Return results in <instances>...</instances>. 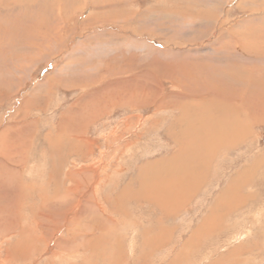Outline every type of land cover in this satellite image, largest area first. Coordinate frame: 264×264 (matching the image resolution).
I'll list each match as a JSON object with an SVG mask.
<instances>
[{
    "label": "rangeland",
    "instance_id": "obj_1",
    "mask_svg": "<svg viewBox=\"0 0 264 264\" xmlns=\"http://www.w3.org/2000/svg\"><path fill=\"white\" fill-rule=\"evenodd\" d=\"M121 1L0 0V135L3 131L6 133L4 142H0V156L12 153L14 149L9 148L12 145L25 148L23 154L27 155L21 158L25 165L21 167L23 175L19 174L20 177H16L12 166L2 162L0 158V218L3 216L5 221V225L0 222V264H173L172 261L181 255L182 245L187 242L192 229L201 224L202 217L217 208L214 207L217 203L213 204L212 201L215 202L217 193L227 186L232 174L242 166L250 171L253 165L254 173L241 179L242 185L246 186L242 189L244 192L235 190L239 192L237 194L244 195V203L239 204L236 211L231 208L226 211L218 229L204 233L194 251L184 256L182 261H174V264H211L213 260L226 259V256L230 255L228 253L238 249L240 244L244 249L239 256L244 262L240 264H264V115L256 118L258 121L251 127L252 133L247 135L244 144H238L219 154L214 162L217 167L210 168V178H206V183L198 188L188 202L172 212H161V204L156 202L155 206L152 204L154 200L145 199L141 192L142 198H131L137 195V184L131 179L142 168V164L160 157L158 149H164L163 145H166L165 153L176 149L171 145L172 138L164 135L173 112L169 114L160 108L158 113L153 111V106L144 104L145 97L138 95L135 101H132L138 107L125 105L107 111L109 107L105 108L106 104H101L102 109L107 112L98 115L97 121L82 120L84 127L88 131L91 130L88 135L85 131L78 142V145H84L80 148L84 153L90 148L87 160L72 161L68 158L64 161L60 157L64 156L63 152L56 154L57 150L51 149L54 146L52 141L50 145L45 144L43 135L57 126L68 107L76 105V101L83 104L89 97L93 99L92 93L99 89L98 87L109 81L113 82L120 73L129 76L132 84L145 81L159 84L162 88L161 94L155 92L151 97L159 100V106H162L164 101L172 103L173 96L179 93L181 87L179 79H164L158 72L166 68L164 75L168 74L167 67L173 64H178L179 68L194 64L208 69L209 66L215 65L212 60L221 50L244 54L246 46H240L239 42H246L248 46L257 45L258 39L264 42V21L249 20L254 12L264 7V0ZM178 11H185V15ZM101 74L104 77L100 76ZM90 75H93L92 80ZM253 75L252 78L258 81L261 78L264 80V75L261 77L260 72ZM240 76L247 80L245 75ZM261 85L264 87L263 83ZM130 90L134 91V86ZM30 96L36 97L37 102L32 105L26 103ZM159 102L155 101V104ZM244 104L247 105L246 102ZM122 107L128 111H123ZM31 121L34 126L29 127L28 123ZM104 123L106 124L103 126ZM121 123H128V126ZM70 124H76V120L64 126L63 135L64 131L71 127ZM24 126L27 128L22 132L27 135L24 142H21V135L19 138L16 129ZM108 133H111L109 139L122 137L117 140L121 144H116L119 151H112L114 144H106L109 141L106 140ZM12 134L16 140L11 137ZM29 135L32 136L31 143H27ZM137 135L139 137H136ZM170 135L174 136L172 131ZM116 138H113V141H116ZM131 139L137 142L130 143L124 151V140ZM97 146L100 147L99 150H107L109 159L105 155L104 159L99 158ZM43 148L49 150L46 155ZM135 151L136 154L132 155ZM197 153L194 154L193 161H187L190 166L187 169L183 167L184 179L181 183L185 189L182 192L187 197L190 195L185 191L190 181L206 166V163L198 162L201 158L198 159ZM220 156L223 158L218 161ZM259 156V162L251 165L250 163ZM97 160L107 161L102 166L115 163L116 172L120 168L122 172L112 173L110 176V181L117 180L118 191L126 181L131 182L133 191L131 188L125 197L116 198L112 191L101 190L98 186L96 195H91L88 184L79 181L84 177L78 178L76 170L87 168L100 174L98 168L100 171L102 166H99L100 163H94ZM69 169L72 170L71 175H66ZM7 172L10 182L3 180ZM52 176L53 180L50 179ZM66 177L67 180L74 177L70 186L71 183H80L83 189L89 192V196H83L85 192H75L74 189L68 191L67 195L72 198L71 204L74 207L68 208V214L64 216L61 214L64 212L59 194L64 195V189L68 186ZM85 179H88V176ZM146 190L148 194L152 192L156 197L153 190L150 191L148 187ZM87 198L91 203L97 201V205L88 203ZM120 198L121 200H118ZM43 203L50 207L44 206ZM217 209H222L223 212L226 208L223 205V208ZM76 212H80L77 214L78 221L68 223V219L70 220ZM125 213L128 216L125 217ZM59 214L62 215L59 222H49L52 216ZM115 216L121 220L128 219L125 228L122 227L121 221L119 226L113 225L114 221L116 223ZM100 222L112 224L115 231L108 238L98 240V230L91 226ZM165 229L166 236L163 241L157 240L158 235L164 233ZM28 231L31 232L28 243L36 245L26 253L27 256H15L12 260L8 258V261L3 245L21 238L28 239V236H21ZM108 231L111 232V228ZM86 233L88 236L85 237ZM145 236L152 241L155 237L157 241L154 242L160 246L155 247L154 242L145 239ZM237 236L238 241L230 243ZM89 243L94 244L92 249ZM132 245L133 251L135 250L133 254L130 253ZM247 249L251 251L248 253ZM112 251L118 253V257L115 256L113 260L108 258L112 257Z\"/></svg>",
    "mask_w": 264,
    "mask_h": 264
},
{
    "label": "bare ground",
    "instance_id": "obj_2",
    "mask_svg": "<svg viewBox=\"0 0 264 264\" xmlns=\"http://www.w3.org/2000/svg\"><path fill=\"white\" fill-rule=\"evenodd\" d=\"M123 1L124 0H122L121 2H123ZM168 12H165V14ZM181 12L183 13L181 15H185L184 14L185 11H181ZM181 12L178 11V13H181ZM169 13H172V12H169ZM256 13H258V14H256ZM131 14H132V12H131ZM88 17H90V16H88ZM88 17H86V18H88ZM249 20H258V21L263 20L264 21V7H262V9L260 11L254 12V14H252L249 17ZM258 40H260V39H258ZM258 40L256 41L257 45H255L253 43L254 44L253 46H250V45L248 46L246 44V42H244V43L239 42L240 46H242L244 48L246 46L245 50H244V48H241V50L246 51V52H243L244 54H240L236 51H230V50H221V52L219 51L218 52L219 55L214 57L212 60V62L215 63V65L213 67L209 66L208 69L204 68L203 66L200 67V65H194V64L190 65L192 67H190L189 65L184 66L182 64V66H184L186 68H179L178 64H173V65L167 67L168 74L164 75L166 68L163 69L161 72H158V73H160L159 75L164 79L165 78H167V79L170 78V79H174V80H176V78L179 79L178 83H179V87H181L180 88L181 90L179 91V93L176 96H173L174 99H172V103H168V102L164 101L162 106H159L160 105L159 100H155L154 96L151 97L152 96L151 94L152 93L154 94L155 92H157V94H159V95L161 94L160 92H161L162 88L159 84L150 83V82H146V81L142 82L141 84H137V83L132 84L129 76H126V74L119 72L120 74L116 75V78L114 79L113 82H110V81L107 82L105 85L98 87L99 89H96L92 93V95L95 96V97L92 96L93 99L89 97L90 95H87L89 98H88V101L86 103L78 104V102L76 101V105H72V106L68 107L66 112L60 117L57 126L55 128L53 127L52 131H47L43 135V139L45 141V144L49 143V145H50V142L52 141L51 143H53L54 146H52L51 149L57 150L56 154H59V153L61 154V152H63L64 156H62V155L61 156L59 155V156L64 161L68 158H71L72 161L79 160V159L87 160V155L90 154V148H87L88 152L86 151V153H84L85 151L83 152L80 150V148H82L84 145H78V142L81 140L79 137L82 136L85 133V131H86V134L88 135V134H90L89 132H91V130L88 131V129H86L84 127L82 120L88 119V122H91L94 119L96 120L98 115H101V114H103L104 111H106L104 108L102 109L101 104H103V105L106 104L105 108L109 107L107 111H109V110L112 111L116 107L125 106V105L129 106V107L130 106L131 107H138L132 101H135L134 99H135V97H138V95L143 96V98L145 97L146 99H143V100H145L144 104H149V106H151V107L153 106L154 107L153 111H156L158 113L161 111V110H159V108H160L162 110L165 109L164 111L169 112V114H172V112H173L172 120L170 121V124L168 125V127H165L166 133L164 135L166 136V134H167L168 137L170 136L172 138L171 141H173V143L171 142V145L173 147H175L176 149H173L174 151L170 150L169 152L165 153L166 150H164V149H166V145H163L164 149H162V147H160V149H158V151L160 150V153H161L160 157L155 159V161L153 160L150 162H145V164H142L143 165L142 168L139 170L138 173L135 174V177L131 179V181L133 180V182H136V184H137L135 187L136 188L135 192H137V195L136 196L133 195L134 197L133 196L132 197L130 196V197L133 198L132 200H136L137 198H142V197H144L145 199H148V200L152 199V200H154V202H152V204H154L155 206L157 205L156 202H159L161 204V207H160L161 212H163V211L169 212V210H171V212L175 211L176 209L179 208V206H182L186 202H188L191 199V197L194 196V194L198 191V188L202 184H204L205 181H207L206 178L209 177V175H210V168H212L213 166L217 167L216 164H214V162H216L215 160L218 159L219 154H222L223 152L225 153L227 150L238 146V144H244L247 135L252 133L251 127L254 126L255 122L258 121V119H256V118H259L258 116H260V115H264V87H262V85H261V83H263V85H264V80H262V78H261V80L258 81L255 78H252V77H254L253 74L257 73V72H260L261 77L264 75V73H263V71H264V42L258 41ZM229 42H230V39H229ZM121 43H123V42H121ZM151 48H152V46H151ZM109 49L111 50V48H109ZM94 52H95L94 53V55H95L96 54L95 48H94ZM214 53L215 52H213V54ZM193 61H194V59H193ZM96 66H98V65H96ZM103 66H105V65H103ZM89 68L90 67L88 66V69ZM93 68L91 67V69H93ZM108 69H110V68H108ZM94 70H96V69H94ZM97 70H99V69H97ZM106 70H107V68H106ZM187 71H192V73L189 74V73H187ZM255 71H257V72H255ZM83 75L84 74H82V76ZM240 75H245L247 80L242 79ZM80 76H81V74H80ZM100 76H103V75L101 74ZM192 76H194V77H192ZM83 77L86 78L87 76H83ZM92 79H93V75H90V80H92ZM105 80H107V79H105ZM154 80H156V79H154ZM246 85H247V87H246ZM132 86H134V91L130 90V88ZM176 88H177V85H176ZM101 96H104L105 98L101 97ZM164 98H163V100H164ZM89 99H92V100L89 101ZM147 100H149L151 103H149ZM160 100H162V99H160ZM155 101H157L159 103L156 105ZM34 102H37L36 97L32 98V96H30V98L26 100V103L31 104V105ZM245 102L247 103V105L244 104ZM138 103L140 104V102H138ZM164 103H165V105H164ZM119 109L121 110V108H119ZM122 110L125 111L127 109H123V107H122ZM174 111H176V113H174ZM75 120H76V124H72V125L70 124L71 127H69L67 130H65L64 135H63L62 131L67 126V124H69V122H74ZM125 120H127V119H125ZM32 122L33 121L28 123L29 127H31L30 125L34 126ZM105 124L106 123H104L102 125L104 126ZM121 124H123V123H121ZM42 125H44V124H42ZM75 125H76V127H75ZM123 125L128 126V123H126V124L124 123ZM25 127L27 128V126H24L22 128L16 129L17 135L19 138L21 135V142H24L23 140L25 139V137L27 135V133L23 134V132H22L23 129L25 130ZM171 131L173 132L174 136L170 135ZM179 131L181 132L180 134H179ZM2 134L0 135V142L1 143L4 142V139L6 136L5 131H3ZM37 134H38V132H37ZM110 134L111 133H108L107 136L104 135V136H106V140H109L108 142H106V144H108V145L114 144V146H113L114 148L112 149V151H116V150H118L116 144H118V145L121 144V143H118L117 140H118V138L121 139L122 137H118V138L112 137L111 139H109ZM158 134H160V133H158ZM60 135H62V136H60ZM55 136H57V137H55ZM11 137H14V135L12 134ZM31 137L32 136L29 135V138L27 139V143L30 142ZM136 137H139V136L137 135ZM113 138H116V141H113ZM14 139L16 140L15 137H14ZM91 141H94V140H91ZM136 142H137V140H134V139L124 140V142H123L124 151H125V148H127V146L130 143L135 144ZM55 144H56L57 148L55 147ZM193 146H194L193 149H194L195 153L198 152L197 153L198 159L201 158V160H198V162L202 161L203 163H206V166H204L202 168V170L199 172V174L196 178H194L192 181H190V183H189L190 185L188 186L187 190L185 191V192H187L186 194H188V196L190 195V197H187V195H185L182 192V190H184L185 188L183 187L181 181L184 179V177H183L184 168L187 169L190 166V163H187V161L191 162L194 160L193 156L195 153H193V149H192ZM6 148H7V146H6ZM9 148L14 149L13 152L12 153L9 152L8 155H6V156H5V154H3L4 157L0 156V158L2 159V162H6L8 164V166H12L11 168L13 170H15V172H16V177H20L19 174L23 175L21 167H24L23 165H25L24 161L21 158L27 157V155L23 154V152L25 151V148L21 149V147H19L18 145H12V146H9ZM97 148L99 150L100 147L97 146ZM43 149H44V153L46 155L47 151H49V150L46 148H43ZM93 149H95V148H92V150ZM196 149H197V152H196ZM83 150H85V148ZM127 151H129V150H127ZM81 152H83V154ZM98 152H99V158L104 159V155H105L109 159V156L107 154V150L102 149V150H99ZM3 153H6V152H3ZM41 153H42V151H41ZM134 154H136V151L132 152V155H134ZM222 158L223 157L220 156L218 161H220ZM259 158H260V156L257 157L256 159H254L250 164L251 165L257 164V161ZM104 162L105 161L102 162V160L94 161V163H100L99 166H102L107 161L105 163ZM51 163H54V162H51ZM63 164H64V162H62V165ZM108 164H110V166ZM108 164H106V166H102L100 171H99L100 168H98V173H100V174H97L96 171H94V172L89 171L87 168H86L87 170L83 169V168L77 169L76 172H77L78 178L84 177V179H85V177L88 176V179H85V180L80 179L79 181L81 183L86 182L88 184V188L90 189L91 195L92 194L96 195V193L98 191V186H100L101 190L104 189L107 191H112V193H114L116 195L115 196L116 198L125 197L129 193L131 188L133 191V187L131 186V182L128 183V181H126L127 183L124 186L122 185L123 187L118 191V187H117L118 184L116 183L117 180L116 181H114V180L110 181V179H111L110 176L112 175V173H118V172H122V171L119 170L120 169L119 168L118 172H116L117 169H115V167H117V166L115 165V163H112V164L108 163ZM87 165H89V164H87ZM253 166L250 168V171L246 170L245 166H242L241 169L239 168L238 170L235 171V174H232V176L229 179L230 181L228 182L227 186L224 187L220 192L217 193V195L215 196V202H214V200L212 201L213 204L217 203L216 206H214V207L223 208V205H224L226 208V209H224L225 211L221 212L222 209L215 208V209H212L208 215L204 214L205 216L202 217V219H200L201 224H199L198 226H195L194 229H192V231L190 232V236H188V238H187V242L182 245L181 255H179L178 258H175L172 261L173 264L176 261H178V262L182 261L184 259V256H188V254H191V252L194 251V248L197 247L198 240L201 238V236L204 233L208 234V232H212V231L217 230L219 225H220L219 222L221 221V219L225 215L226 211L228 212V210L230 208L233 209L234 211H236L239 208V204H241L243 201H245L246 198L244 197V195H242V193L244 192L242 189L246 186L242 185L243 181L241 179L244 178L245 175H251L252 173H254ZM205 167H206V169H205ZM153 169L155 170V172ZM69 170L70 171L66 175H71L72 170L71 169H69ZM29 171L31 172V170H29ZM150 171H151V173H150ZM5 174H7V175H5L6 179L3 178V180L8 182L10 180L9 179L10 175L8 172ZM28 174H30V173H28ZM53 178H54L53 176L50 177L51 180H53ZM73 178L74 177H71V178H68L69 180H67V177H66V181L68 182V186L65 185L67 188L64 189V195L59 194V199H61V201H62V208L64 210V211L62 210V212H64V213H61V214H63L64 216H67L68 208L74 207V205L71 204L72 198L69 195H67L68 191H71V189H74L75 192H79V191H81V193L85 192L82 195L86 196V197L89 194V192L87 190L83 189V187L80 183H78V185L71 183V186H70V182H73L72 181ZM50 179H49L48 183H50ZM58 181L60 182L59 179H58ZM251 182H252V179H251ZM251 182H249V183H251ZM152 185H154V186L151 188ZM146 187L150 188V191L153 190L156 197L154 196V194H152V192H150V194H148ZM48 189H49V185H48ZM236 189H240V191L242 193L237 194L239 192H236L235 191ZM132 191L130 193H132ZM140 192L143 194L142 197H141ZM157 198L159 199V201H157ZM95 200H97V199H95ZM118 200H121V198ZM87 201L91 205H95V206L97 205L96 204L97 201H96V203H95V201L94 202L92 201V203H91V201L88 198H87ZM43 204H44V206L46 205L47 207H50L47 205V203H43ZM77 207H79V206H77ZM84 207H87V209L89 208L88 205L87 206L84 205ZM165 208H166V210H165ZM87 209H85V210H87ZM209 210H210V208H209ZM52 211H53V209H52ZM9 213H7V214H9ZM79 213L80 212H76L75 214H73L74 216H72V218L70 220L68 219V223L69 222L70 223L71 222L76 223L78 221L77 214H79ZM112 213L114 214V212H112ZM61 214H59V216L57 215L55 217L52 216L49 219V222H52L54 224H55V222H59L58 220H59V217L62 216ZM257 214H259V210L257 211ZM126 216H128V215L125 213V217ZM46 217L48 218L49 216L46 215ZM115 218H116V216H115ZM104 219H106V218H104ZM106 220H112V219L107 218ZM112 221H114V220H112ZM119 221L123 222L122 227L125 228L126 223H128V219L126 220V218H125V219L121 220V219L116 218V223L114 221L113 225L116 224V226H119V223H120ZM0 222H1V225H5V221L3 220V216H2V218H0ZM11 224L13 225V223H11ZM36 225L38 226L37 222H36ZM111 225H107V224L100 222L99 224L98 223L93 224L91 227L92 228L96 227V229L98 230L97 231L98 232L97 239L99 240V239H103V238H108L111 233H114V231H115L114 226H111ZM110 228H111V232L108 231V229H110ZM10 229H12V227ZM18 231H20V230H18ZM18 231H16V232H18ZM90 231H91V229L89 230V232ZM92 231H94V230H92ZM30 233L31 232L28 231V233H26L25 234L26 236H25L24 234H21V232H20L22 237L28 236V239H22L21 238V239L13 241L12 243H8L5 246L3 245V247H4L3 250H4V253L6 256L5 258L11 259L15 256H20V257L27 256L26 253H29V251H31L32 248L36 245V244L34 245V243L33 244L28 243L29 238L31 239ZM86 236H88V233L85 234V237ZM111 236H113V234ZM165 236H166V229L164 230V233L162 232L160 235H158L157 240L163 241ZM115 237H116V235H115ZM145 239L151 240L147 236H145ZM237 239H238V236L235 237V239L230 243H234V242L238 241ZM157 240L154 237V240L153 241L151 240V242H154ZM5 242H9V241H5ZM89 242H90V240H89ZM114 242L116 243L117 241L114 240ZM99 243H100V241H99ZM115 243H114V245H115ZM116 244L119 245V243H116ZM88 245H91L90 246L91 249L94 247L93 243H89ZM153 245L155 247L160 246V244L157 242H154ZM240 246H241V244L239 245L238 249L235 248L234 251L231 250L232 252L228 253L230 255L226 256V259H216V260H213L211 262V264H234V263L240 264L241 262H244V261H242V258L239 257L240 252L242 250H244V249H242V246L241 247ZM132 247H133V245L131 246L130 253L133 254V252H135V250L133 251ZM112 249H113V247H112ZM248 251L250 252L251 249H247V252ZM111 256H112L111 258L110 257H108V258L112 259V260L114 259L115 256L118 257L117 251H115V252L112 251ZM141 257H142V255H141ZM2 258H4V257L2 256ZM9 259H8V261H9ZM17 260H19V259H17ZM171 260H169V261H171ZM207 263H209V262H207ZM8 264H9V262H8ZM183 264H185V263H183Z\"/></svg>",
    "mask_w": 264,
    "mask_h": 264
}]
</instances>
